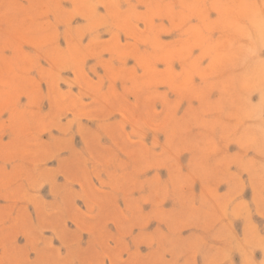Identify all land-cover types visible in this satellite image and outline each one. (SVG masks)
Wrapping results in <instances>:
<instances>
[{"label": "rangeland", "instance_id": "obj_1", "mask_svg": "<svg viewBox=\"0 0 264 264\" xmlns=\"http://www.w3.org/2000/svg\"><path fill=\"white\" fill-rule=\"evenodd\" d=\"M0 264H264V0H0Z\"/></svg>", "mask_w": 264, "mask_h": 264}]
</instances>
